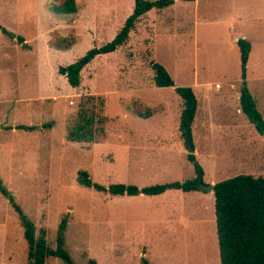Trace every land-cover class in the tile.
I'll return each mask as SVG.
<instances>
[{"label":"rangeland","instance_id":"obj_1","mask_svg":"<svg viewBox=\"0 0 264 264\" xmlns=\"http://www.w3.org/2000/svg\"><path fill=\"white\" fill-rule=\"evenodd\" d=\"M63 1L0 0V25L25 40L19 44L0 31L4 188L36 225L37 237L46 231L51 249H56L62 219L69 216L65 249L75 264L91 259L142 264V258L152 264H221L212 193L113 196L80 185L78 176L87 172L107 190L197 177L180 129L183 100L174 87L154 82L152 66L160 64L175 87L192 88L198 99L191 142L204 171L202 185L239 175L264 177V137L241 109L237 45L246 37L251 43L247 87L264 117V0H177L162 11L152 10L125 45L86 65L78 88L59 69L111 43L127 20L124 8L134 0H78L82 10L76 26L71 15L56 11ZM97 2L100 15L93 19ZM114 3L115 17L109 15ZM91 20L99 32L87 30ZM59 39L75 44L51 46ZM210 85L213 91L206 93ZM91 99L103 102L106 138L72 142L69 131ZM0 264H28L19 215L1 189ZM46 264L65 263L50 257Z\"/></svg>","mask_w":264,"mask_h":264},{"label":"trees","instance_id":"obj_2","mask_svg":"<svg viewBox=\"0 0 264 264\" xmlns=\"http://www.w3.org/2000/svg\"><path fill=\"white\" fill-rule=\"evenodd\" d=\"M196 1V0H181ZM133 13L127 18L124 26L118 32L115 39L99 48L89 52L85 57L67 67H61L59 73L65 76L73 88L81 85V73L96 56L116 52L125 45L130 38L131 32L136 28L140 18L152 9H164L175 3V0H134ZM59 14L77 13L76 0H64L62 4L55 7ZM0 31L19 44L25 42L24 38L11 33L0 25ZM63 40V41H62ZM53 40L51 46L58 49H69L74 46V39ZM61 43V45H59ZM237 45L240 50L243 86L241 88L240 104L242 112L254 125L257 132L264 137V117L258 110L253 96L247 87V65L251 52V43L247 39H239ZM155 73L154 82L159 88L174 87L177 94L183 100L180 129L186 137V132L191 134L194 123L198 99L190 87H175L173 80L167 70L160 64H153ZM94 99V98H93ZM86 103L82 105L79 112L77 126L69 131L68 137L77 143H98L106 138L105 124L107 118L103 114L102 104ZM99 110V112H97ZM29 129V128H27ZM188 160L194 165L197 177L185 183H171L156 185L145 188L114 185L105 189L103 186L94 184L87 172L81 171L78 176L80 185L94 188L99 192H108L113 196H157L168 190H180L183 192L198 191L202 185L204 171L199 165L196 156L188 155ZM0 189L9 198L10 204L18 213L21 225L24 229V238L28 244V264H46L47 259L55 257L61 259L65 264H75L71 255L65 249V235L68 228L69 216H65L59 226L56 249H51L47 243V233L43 229L37 237L36 225L19 207L8 190L3 186L0 179ZM215 215L218 236V246L221 264H264V177L251 175H239L235 178L220 182L214 186ZM89 264H97L91 259ZM142 264H152L142 258Z\"/></svg>","mask_w":264,"mask_h":264},{"label":"crops","instance_id":"obj_3","mask_svg":"<svg viewBox=\"0 0 264 264\" xmlns=\"http://www.w3.org/2000/svg\"><path fill=\"white\" fill-rule=\"evenodd\" d=\"M175 1H177V0H175ZM179 1H181V0H179ZM197 1V0H196ZM196 1H184V2H196ZM174 4H176V2L174 3ZM173 4V5H174ZM76 5H77V9H78V11H77V13H75V14H69V15H71V17H70V21L72 22V24H73V26H76V24L78 23L77 22V20L79 19V17H81V15H79V14H81L80 12H81V6L79 5V3H78V0H76ZM133 5H135V3L134 4H131V6L130 7H128L127 9H125L124 8V15H123V21H125L130 15H131V13H133ZM172 5V6H173ZM86 5H84V7H85ZM86 8V7H85ZM117 4L116 3H114L110 8H109V10H111V12H109L110 14L109 15H113V17H115L116 15H117V13H118V11H117ZM94 9V8H93ZM95 11H96V13H95V15L94 16H91L93 19L96 17L97 19L99 18V15H100V5L98 4V2L96 3V5H95V9H94ZM125 10H127L126 12H125ZM152 10H156V13L157 12H159V11H162V9H152ZM151 10V11H152ZM149 13V12H148ZM146 14V15H144L143 17H141L140 18V20L141 19H143V18H148V17H150V15L149 14ZM103 15V14H102ZM92 19V20H93ZM92 20H91V23H89V26H88V31L90 32V33H92V32H99V28L96 26L95 27V23L94 22H92ZM139 20V21H140ZM70 22V23H71ZM126 22V21H125ZM3 27V26H2ZM6 29V28H5ZM73 29L75 30V28L73 27ZM132 33V32H131ZM131 35V34H130ZM244 37V36H243ZM247 38V37H246ZM246 38H243V39H246ZM239 40V39H238ZM248 40V39H247ZM25 43V42H24ZM239 48V47H238ZM61 75V74H60ZM221 88H220V86L219 85H216V90L218 91V90H220ZM211 91H213V88H212V86L210 85L208 88H207V90H206V93L207 92H211ZM211 97V96H210ZM213 195H214V193H212ZM143 195V194H142Z\"/></svg>","mask_w":264,"mask_h":264},{"label":"water","instance_id":"obj_4","mask_svg":"<svg viewBox=\"0 0 264 264\" xmlns=\"http://www.w3.org/2000/svg\"><path fill=\"white\" fill-rule=\"evenodd\" d=\"M186 141L188 145V153L193 155L195 153V150L193 149V146H192L191 134H189L188 132H186ZM198 189L202 192L213 193L214 185H208V186L200 185Z\"/></svg>","mask_w":264,"mask_h":264}]
</instances>
